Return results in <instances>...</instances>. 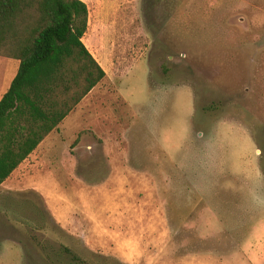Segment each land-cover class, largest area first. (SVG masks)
Instances as JSON below:
<instances>
[{"label":"rangeland","instance_id":"374dc122","mask_svg":"<svg viewBox=\"0 0 264 264\" xmlns=\"http://www.w3.org/2000/svg\"><path fill=\"white\" fill-rule=\"evenodd\" d=\"M84 1L108 74L0 190V264H264V0Z\"/></svg>","mask_w":264,"mask_h":264},{"label":"trees","instance_id":"16d2710c","mask_svg":"<svg viewBox=\"0 0 264 264\" xmlns=\"http://www.w3.org/2000/svg\"><path fill=\"white\" fill-rule=\"evenodd\" d=\"M88 21L82 0H0V56L20 63L0 101V190L106 77L83 43Z\"/></svg>","mask_w":264,"mask_h":264},{"label":"crops","instance_id":"0c3cea01","mask_svg":"<svg viewBox=\"0 0 264 264\" xmlns=\"http://www.w3.org/2000/svg\"><path fill=\"white\" fill-rule=\"evenodd\" d=\"M84 1V0H82ZM85 2V1H84ZM95 38L98 41L97 38V34H95ZM83 43L84 45L87 47V49L89 50V52L92 54V56L96 59V61L99 63L102 61V59L100 58L99 53H97V56L93 53L92 51V44L94 43L93 41V35H89L86 34L83 38ZM97 52V51H96ZM102 63V62H101ZM100 63V65L103 67V65ZM19 68H20V63L18 60L15 59H11V58H7V57H3L0 56V101L2 100V98L4 97V95L9 91L14 79L16 78L18 72H19ZM106 74H108L107 71H105ZM92 92V91H91ZM90 92V93H91ZM89 93V94H90ZM88 94V95H89ZM87 95V96H88ZM86 96V97H87ZM85 97V98H86ZM84 98V99H85ZM75 112V109L73 110V112L60 124L59 128L57 130H54L53 132H51L49 134V136H47V138H45V140L39 145V147L29 156V158L27 160H25L20 166L19 168L11 175V177L5 182L3 183V185L1 186V189H8V190H14L15 188H12L10 186V183L13 181L14 176H16V174L22 170V168H24L25 164L34 157V155L36 154V152L38 150H40V148L42 146H44V144H46L48 141L50 140H54V141H62V138L66 135L69 134V132L71 131L70 129V117L72 116V114Z\"/></svg>","mask_w":264,"mask_h":264},{"label":"bare ground","instance_id":"6f19581e","mask_svg":"<svg viewBox=\"0 0 264 264\" xmlns=\"http://www.w3.org/2000/svg\"><path fill=\"white\" fill-rule=\"evenodd\" d=\"M96 54V53H95Z\"/></svg>","mask_w":264,"mask_h":264}]
</instances>
